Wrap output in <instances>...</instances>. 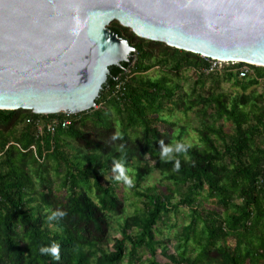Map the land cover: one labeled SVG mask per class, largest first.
Segmentation results:
<instances>
[{
	"label": "trees",
	"instance_id": "trees-1",
	"mask_svg": "<svg viewBox=\"0 0 264 264\" xmlns=\"http://www.w3.org/2000/svg\"><path fill=\"white\" fill-rule=\"evenodd\" d=\"M110 27L136 48L137 59L111 66L98 107L0 109V264H135L142 251L151 254L147 264H264V92L248 93L264 82V66L230 62L209 70L203 55L140 37L119 21ZM157 65L173 76L148 78ZM245 65L253 72L241 78ZM187 70L194 84L184 89ZM224 82L242 94L230 98ZM174 107L204 114L200 144L175 141L167 117ZM54 119L60 122L52 131ZM178 142L188 145L186 153L161 157L162 144ZM47 162L61 179L58 189L41 187L33 174ZM128 170L143 206L126 215L112 242L113 220L126 213L115 177ZM155 170L162 180L143 189ZM200 199L213 207L193 208L190 221L162 236L163 218ZM53 212L63 215L50 219ZM45 246H58V259L41 253Z\"/></svg>",
	"mask_w": 264,
	"mask_h": 264
},
{
	"label": "water",
	"instance_id": "water-1",
	"mask_svg": "<svg viewBox=\"0 0 264 264\" xmlns=\"http://www.w3.org/2000/svg\"><path fill=\"white\" fill-rule=\"evenodd\" d=\"M206 57L264 66V0H0V109L97 107L136 48L110 26Z\"/></svg>",
	"mask_w": 264,
	"mask_h": 264
},
{
	"label": "rangeland",
	"instance_id": "rangeland-1",
	"mask_svg": "<svg viewBox=\"0 0 264 264\" xmlns=\"http://www.w3.org/2000/svg\"><path fill=\"white\" fill-rule=\"evenodd\" d=\"M136 59L137 57L136 55H134V58L130 61L132 66L134 65ZM128 71L130 72V69H128ZM167 73L170 76H173L169 72L168 67H162L157 65L151 70H149L145 75L148 78L156 79L162 77ZM192 76L193 74L191 70L184 71L181 74L180 81L184 89H188L194 84V78ZM223 91L226 92L230 96V98H235L237 96L239 97L242 94L243 90L233 86L231 82H224ZM262 92H264V82L260 83L259 85H255L248 90V93H253L254 95H258ZM167 117L171 121H173V123H175L170 129L175 137V141H177V138H181L189 145L200 144L198 129L201 127L203 120H205L204 114L202 112L193 110L185 114L184 112H182L181 109L174 107L173 111L168 110ZM205 121L208 120L206 119ZM218 125H224L227 129L232 128V125L225 120L219 121ZM34 169L35 168H33V170ZM130 169L131 168H129V170ZM129 170L126 172L125 176L128 177L131 182H134L135 178L134 176H132ZM33 174L37 180V183H39L41 187H43L44 185L47 189L51 187L53 189H58L59 185L61 184V179L55 176L53 171L50 169V164L48 162L40 171L36 172L34 170ZM162 177L163 175L161 174V172L159 170H155V172L152 175L148 176L146 181L143 183V189L149 186H153L158 181H161ZM119 194L122 198L126 199V213L124 216L117 217L115 220H113V228L111 232L112 242L115 241L116 237L120 236V224L124 222V218L126 217V215L133 214L138 208H142L143 206L142 202L135 195V191L132 188V184L129 185L124 180H120ZM179 200L180 197L178 196L174 198L175 203H177ZM212 207L213 205L210 203V201L205 199H200L194 204L192 208L186 206L185 204H182L178 210L173 211L169 214V218H163L159 222L158 227L162 230V236L165 237L167 235H170V233L173 234L177 232L178 228L180 229L183 224L190 221L193 208L203 213ZM159 239L161 238L159 237ZM173 242L175 243V241ZM160 247L161 246L158 245L159 249H161ZM150 257L151 254L148 251H142L140 257L138 258V261L135 264H147ZM213 264H216V262H213Z\"/></svg>",
	"mask_w": 264,
	"mask_h": 264
},
{
	"label": "clouds",
	"instance_id": "clouds-1",
	"mask_svg": "<svg viewBox=\"0 0 264 264\" xmlns=\"http://www.w3.org/2000/svg\"><path fill=\"white\" fill-rule=\"evenodd\" d=\"M188 149V145L184 144V143H180L178 142L175 145H163L161 147V157L162 158H167V159H174V153H178V152H187ZM175 166L176 168H179L180 164H179V159H176L175 162ZM115 169L116 170H120L122 169V164L121 163H116L115 164ZM117 180H124L126 181L129 185L132 183L131 180L124 176L121 172V174L117 175L115 177ZM63 213L62 212H53L52 215L50 216V219H55L59 216H62ZM41 253H51L53 254L57 259H58V246H52V247H41L40 248Z\"/></svg>",
	"mask_w": 264,
	"mask_h": 264
},
{
	"label": "built area",
	"instance_id": "built-area-1",
	"mask_svg": "<svg viewBox=\"0 0 264 264\" xmlns=\"http://www.w3.org/2000/svg\"><path fill=\"white\" fill-rule=\"evenodd\" d=\"M206 57V56H204ZM207 59H209V65H210V68L209 70H216V69H222L224 68L226 65H228L230 63V61H225V60H221V59H215V58H210V57H206ZM235 63V62H233ZM250 65V63H248ZM249 65H245L243 67H241L239 69V76L241 78L251 74L253 72V69L251 66ZM59 120L57 119H54L52 122L49 123V130H55L56 127L59 125ZM70 123V120L69 119H66L62 122V125L64 127L68 126Z\"/></svg>",
	"mask_w": 264,
	"mask_h": 264
}]
</instances>
